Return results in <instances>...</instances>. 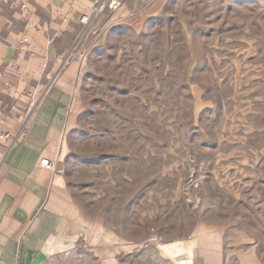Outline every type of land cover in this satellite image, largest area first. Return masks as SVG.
Here are the masks:
<instances>
[{"label": "rangeland", "instance_id": "obj_1", "mask_svg": "<svg viewBox=\"0 0 264 264\" xmlns=\"http://www.w3.org/2000/svg\"><path fill=\"white\" fill-rule=\"evenodd\" d=\"M104 8L74 27L83 112L58 165L119 254L45 264H209L212 228L216 264H264V0H173L140 34Z\"/></svg>", "mask_w": 264, "mask_h": 264}, {"label": "crops", "instance_id": "obj_2", "mask_svg": "<svg viewBox=\"0 0 264 264\" xmlns=\"http://www.w3.org/2000/svg\"><path fill=\"white\" fill-rule=\"evenodd\" d=\"M112 1L118 6L109 7ZM172 1L106 0L102 25L143 33ZM92 5L93 0H27L22 7L0 0V134L19 138L0 152V264H45L71 245H87L102 258L119 254L117 232L77 199L67 172L56 168L81 123L84 60L75 48L74 27ZM24 38L28 42L21 45ZM44 158L54 166H42ZM210 231L213 244L202 245L200 254L216 264L221 238ZM197 234L186 244L197 245Z\"/></svg>", "mask_w": 264, "mask_h": 264}, {"label": "built area", "instance_id": "obj_3", "mask_svg": "<svg viewBox=\"0 0 264 264\" xmlns=\"http://www.w3.org/2000/svg\"><path fill=\"white\" fill-rule=\"evenodd\" d=\"M7 3L13 5V4H21L22 7H25L27 4V0H5ZM106 6L105 0H93L92 5V13L101 11ZM109 7L115 8L118 6L116 1H112L108 4ZM84 14L83 15V21L89 20L91 14ZM28 42L27 38H24L21 40V45L26 44ZM20 51L23 50V47H20ZM29 96L32 97L34 100L36 99V95L33 92H29ZM19 142L18 137H13V135L9 132L0 134V152L7 151L12 145ZM4 155H0V162L3 161ZM40 164L44 167L50 168L54 166L53 161H51L49 158H44L41 160ZM58 172H61L62 169L59 167H56Z\"/></svg>", "mask_w": 264, "mask_h": 264}]
</instances>
